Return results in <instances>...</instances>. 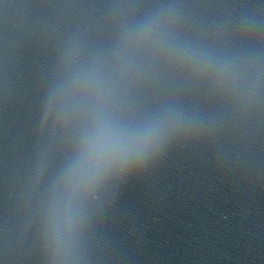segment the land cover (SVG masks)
I'll list each match as a JSON object with an SVG mask.
<instances>
[{
  "label": "clouds",
  "instance_id": "obj_1",
  "mask_svg": "<svg viewBox=\"0 0 264 264\" xmlns=\"http://www.w3.org/2000/svg\"><path fill=\"white\" fill-rule=\"evenodd\" d=\"M119 144V137L114 131L107 127L100 129L88 141V146L81 156V166L90 165L94 155L98 156L118 148Z\"/></svg>",
  "mask_w": 264,
  "mask_h": 264
}]
</instances>
